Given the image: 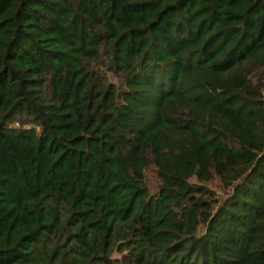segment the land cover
Returning <instances> with one entry per match:
<instances>
[{"label":"trees","instance_id":"1","mask_svg":"<svg viewBox=\"0 0 264 264\" xmlns=\"http://www.w3.org/2000/svg\"><path fill=\"white\" fill-rule=\"evenodd\" d=\"M0 264H264V0H0Z\"/></svg>","mask_w":264,"mask_h":264}]
</instances>
